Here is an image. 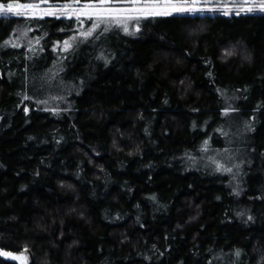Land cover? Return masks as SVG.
Returning <instances> with one entry per match:
<instances>
[{
	"label": "trees",
	"instance_id": "trees-1",
	"mask_svg": "<svg viewBox=\"0 0 264 264\" xmlns=\"http://www.w3.org/2000/svg\"><path fill=\"white\" fill-rule=\"evenodd\" d=\"M79 27L0 17V252L264 264V13Z\"/></svg>",
	"mask_w": 264,
	"mask_h": 264
},
{
	"label": "snow or ice",
	"instance_id": "snow-or-ice-1",
	"mask_svg": "<svg viewBox=\"0 0 264 264\" xmlns=\"http://www.w3.org/2000/svg\"><path fill=\"white\" fill-rule=\"evenodd\" d=\"M48 0H40V3H18L16 0L12 2H0V17L7 18L9 15L15 17H32L37 16H66L74 15L77 19L81 16H86L88 19H95L96 23L87 32H81L80 35L84 38L93 35V32L100 27L101 23H114L117 27H122L124 33L134 35L135 31H139L137 26L134 31L130 32L128 21L146 19L155 16H170L179 13H196L204 12V8L197 7L198 0H88V2L80 4V0H72V3H66L56 7L49 6L41 8V3H47ZM115 3H128L129 7H116ZM74 4H80L75 7ZM251 5V6H245ZM207 11H216L214 8H209ZM242 12L264 13V0H241V5L236 9L235 14L240 15ZM224 15H229L230 12L225 10ZM105 31L108 30L106 27ZM26 35V33H24ZM75 39V38H73ZM6 44H11L12 47H19L18 43L11 40L5 41ZM71 47L69 41L64 42V48L67 50ZM28 99V97H25ZM207 149V141H205V150ZM224 171L230 172V168H225ZM26 251V250H25ZM239 256V252L236 253ZM0 256L9 257L14 261H19V264H27V258L23 254L14 255L7 252H0Z\"/></svg>",
	"mask_w": 264,
	"mask_h": 264
},
{
	"label": "rangeland",
	"instance_id": "rangeland-1",
	"mask_svg": "<svg viewBox=\"0 0 264 264\" xmlns=\"http://www.w3.org/2000/svg\"><path fill=\"white\" fill-rule=\"evenodd\" d=\"M16 2L23 3V2H20V1H16ZM28 3H40V0H35V1H32V2H28ZM66 3H72V1L60 3V2H53L52 0H48L47 3H41V8H48L49 6L56 7V6L63 5V4H66ZM83 3H86V2H80V4H83ZM80 4H74V6L75 7H79ZM240 5H241V0H198L197 7L204 8L205 11L204 12H196V13H184V14L208 13V14H221V15H224L223 14L224 11L228 10L230 12L229 15H232V14L236 15L235 11ZM114 6H116V7H129L131 5L128 4V3H115ZM245 6H251V5H245ZM209 8H214V9H216V11H207V9H209ZM244 13L245 12H242L241 14H244ZM253 13H255V12H253ZM257 13H261V12H257ZM179 14H182V13H179ZM9 16H11V15H9ZM226 16H228V15H226ZM37 17H40V18H45V17L73 18V19L79 21V23H80L78 34L83 32L85 29L86 30L88 29L87 27H84V26L91 25L90 28L88 29V30H90L92 28L93 24L96 23L95 19H91L90 20L86 16H81L79 19H77L76 16L71 15V14L66 15V16H60V15H57V16H43V15H41V16H37ZM141 21H142V19H140L139 21H136V20L128 21V26H129L130 32L134 31V29L137 26L139 27ZM106 27L108 28L107 31L104 30ZM112 29H120V31L123 32L122 27H117L114 23H101L100 27L97 28L93 33H96L98 31L108 32V31H110ZM138 34H139V31H135L134 35H129V34H127V35H129V36H137ZM220 155L222 156L221 159L223 161L227 162L229 157L226 156V158H227L226 159V158H224L225 156H223V154H220ZM11 254H13V253H11ZM21 254L26 256L27 264H28L29 259H28V256L25 253L14 254V255H21ZM7 258L10 259L9 257H7ZM10 260H12V259H10ZM12 261H14V260H12ZM16 262L19 263V261H16Z\"/></svg>",
	"mask_w": 264,
	"mask_h": 264
}]
</instances>
